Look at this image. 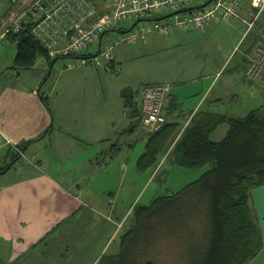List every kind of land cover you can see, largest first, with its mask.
<instances>
[{
  "label": "crops",
  "instance_id": "crops-1",
  "mask_svg": "<svg viewBox=\"0 0 264 264\" xmlns=\"http://www.w3.org/2000/svg\"><path fill=\"white\" fill-rule=\"evenodd\" d=\"M242 13L246 19L251 18L248 3L243 5ZM262 16L252 30L234 38L227 55L208 47L200 55L208 61L174 69L172 82L161 83L170 86L164 101L167 122L184 128L205 114L228 115L222 109L236 98L232 79L264 89V79L251 81L245 74L249 55L257 45H264V36L259 33L260 27L264 28ZM236 21L244 23L238 18ZM219 23L209 24L203 32L186 33L209 36L221 30ZM241 41L237 51L241 53L226 86V66ZM0 43V264H100L104 258L117 256L123 238L119 235L131 207L119 210L117 202L114 204L113 193L106 187L108 167L115 155L133 150V142L140 136L123 138L124 133L117 143L113 142L118 130L131 121L122 91L130 88L137 92L139 103L141 87L120 89L115 103L113 83L92 70L86 72L91 82H76L81 78L75 77L72 83L57 81L45 89L51 73L37 63L44 58L30 69H19L14 65L15 52H2L7 44H15L16 49L17 44L12 38ZM115 65L113 72L120 71L116 59ZM91 75L100 81L94 82ZM173 84H177L175 88ZM115 106L123 111V118L113 114ZM227 131V125L220 126L210 139L220 142ZM128 133L133 136L135 131ZM143 138L147 140V136ZM19 148L22 155L18 156ZM121 167L126 168L124 162ZM251 202L264 243V185L252 190ZM248 264H264V246Z\"/></svg>",
  "mask_w": 264,
  "mask_h": 264
},
{
  "label": "trees",
  "instance_id": "trees-1",
  "mask_svg": "<svg viewBox=\"0 0 264 264\" xmlns=\"http://www.w3.org/2000/svg\"><path fill=\"white\" fill-rule=\"evenodd\" d=\"M12 42L17 44L14 65L19 69H30L41 57L50 66L56 61L47 57L29 33L12 37ZM137 95L130 88L121 93L129 118L137 119L139 125L143 112L136 101ZM261 109L244 117L205 114L185 128L166 121L148 135L145 151L137 160L139 172L158 166V156L165 154L176 166L203 168L204 173L180 191L136 208V227L123 236L121 252L104 258L100 264H248L253 260L264 246L251 202L252 190L264 185V111ZM225 124L228 126L225 138L213 142L211 134ZM199 206L206 212L205 243L176 241L185 233L189 236L183 224V231H179L178 220L172 222L176 228L173 238L165 237L164 229L152 226V222L174 211L188 213Z\"/></svg>",
  "mask_w": 264,
  "mask_h": 264
},
{
  "label": "rangeland",
  "instance_id": "rangeland-1",
  "mask_svg": "<svg viewBox=\"0 0 264 264\" xmlns=\"http://www.w3.org/2000/svg\"><path fill=\"white\" fill-rule=\"evenodd\" d=\"M206 1L208 0H198L195 4L201 5ZM9 9V1L0 0V24H2L0 26L1 30L3 25L8 20L7 16L6 22L3 21ZM261 16L259 18L260 20L263 19V16ZM147 25L148 24H140L139 26ZM219 25L221 26V30H218L214 34H210L209 36L202 35V33H183V31L174 32L169 36H164L159 33H152L147 36V40L145 42L134 44L116 43L118 36L117 33L108 32L103 37L102 47L106 43H111L113 45L112 53L116 59V62H118L120 66V71L118 72H105L104 69L93 62L92 54H89L90 52H88L86 55L88 58V63L86 66L69 68V62L65 59L56 60L57 62H54V66L52 65L53 67H51L48 62L41 61V59H39L37 63L40 65L42 64L40 68H47L51 73L47 84H45V89L46 87L51 88L57 81L63 85L65 83H72L75 81V77L81 78V80H76V82H91V78H88L86 72L93 70L95 72L101 73L108 78V81L113 83L115 88L113 101L116 103L119 101L118 91L120 89L131 87L134 90H137L146 84L171 83L172 81L170 80V75L174 69L190 67L192 62L208 61L205 59H200L201 53L207 51L208 47L211 51H219L220 53L225 51L227 55V48L229 45L234 43V38L236 39L237 36L240 37L241 33H244L247 30V24H242V22L236 21V19H234L231 21H221ZM131 26L132 25L128 22L125 24L124 28L130 29ZM259 33L261 36H264V28L260 27ZM242 41L231 55V58L226 66L228 68L226 74L223 77V79L225 78L226 86H228V82L230 81L227 79L230 77V70L234 68V65L240 56L241 51L238 53L237 51L240 49ZM1 44L2 43H0V46H2ZM258 46L264 47V45L261 44ZM97 49V45H94L90 48V50L95 53L97 52ZM10 50H13L16 55L17 49L16 45L13 43L7 44L6 48L2 49V52L3 54H8ZM71 61L76 62V58H72ZM91 76L95 78L94 82L98 83L100 81L99 77L94 75ZM235 77H239V74H235ZM259 79L260 81H263L264 73ZM225 81H222L221 84H224ZM104 82L105 80H103V84H105ZM231 83L234 89L233 91L236 90L233 93L236 95V98L234 97L235 100L233 98V101H230V103H225V106L222 109L223 113L244 117L250 110L264 108V89L261 90L260 85L258 88L253 87L250 83L242 81V79H232ZM176 85L177 84L174 85V88ZM139 103L141 102L139 101ZM113 114L117 117L123 118V111H121V109L117 110L116 108ZM128 124L124 127H127ZM222 126H224V128L226 127V125ZM122 128L118 130V133ZM134 128L136 129L133 136L129 135L128 132H126L123 136V138H134V136H139L140 134L139 138L136 137V140L133 142L134 149L130 150L129 152L128 149H125L124 154L115 155L112 165L108 167L109 175L107 176L106 187L107 190L113 193V198L115 201L114 204L117 202L119 210L126 209V207H131L129 218L126 225L121 230L119 238L124 236L125 233L131 228L136 227V208L138 209L142 206H149L155 199L159 197L168 196L172 193L180 191L187 184L199 179L203 173V169L201 168L186 169L176 166L172 164L170 157H165V154L158 156V162L159 164L161 163L158 167L155 166L150 167L145 171H137V160L139 156L145 151L146 140L143 138V136H148L157 130L148 131L140 124L136 125ZM218 132H221V129ZM116 138L117 136L113 141L114 143ZM17 155H22V150L20 148L17 150ZM123 155L124 157L122 158ZM127 159L129 162H125ZM121 162H124L126 165L125 169L121 167ZM205 215V208H202V206H199L198 209L192 208V210H189L188 213L178 214L177 211H174L169 214L168 217H165L164 219L158 218V220L152 222V226L164 229L163 234L166 235L165 237L168 236L173 238V235L176 234V228L175 224L172 222L178 220L176 222L180 221L179 231H183V224L185 230L189 232V236L187 233H185L180 235L179 239L176 241L182 243V241L189 240L193 243H205L207 240V219ZM177 225L178 224H176V227ZM150 232L152 231L150 230L149 233Z\"/></svg>",
  "mask_w": 264,
  "mask_h": 264
},
{
  "label": "built area",
  "instance_id": "built-area-1",
  "mask_svg": "<svg viewBox=\"0 0 264 264\" xmlns=\"http://www.w3.org/2000/svg\"><path fill=\"white\" fill-rule=\"evenodd\" d=\"M8 20L0 29V40L29 33L51 60L65 59L68 67L86 65L88 52L106 72L115 71L113 45L102 40L117 33L116 43H141L152 33L169 36L175 31H204L217 21L240 19L252 29L264 14V0H8ZM248 3L250 20L242 13ZM130 23V29L125 24ZM148 24L147 26H139ZM98 46L94 54L90 48ZM89 56V55H88ZM72 58H77L72 62ZM90 58V57H89ZM44 61H46L44 59ZM264 73V47L256 46L248 57L246 77L255 81ZM167 84H146L139 91L142 118L139 124L156 131L166 123L164 100Z\"/></svg>",
  "mask_w": 264,
  "mask_h": 264
},
{
  "label": "water",
  "instance_id": "water-1",
  "mask_svg": "<svg viewBox=\"0 0 264 264\" xmlns=\"http://www.w3.org/2000/svg\"><path fill=\"white\" fill-rule=\"evenodd\" d=\"M137 124H138V120H137V119H135V120H131V121L129 122V124H128L127 127H124V128H122V129L119 131V133L117 134V138H116L115 143H117V142L119 141L120 137H121L124 133L129 132L130 130H132Z\"/></svg>",
  "mask_w": 264,
  "mask_h": 264
},
{
  "label": "bare ground",
  "instance_id": "bare-ground-1",
  "mask_svg": "<svg viewBox=\"0 0 264 264\" xmlns=\"http://www.w3.org/2000/svg\"><path fill=\"white\" fill-rule=\"evenodd\" d=\"M118 72V71H117Z\"/></svg>",
  "mask_w": 264,
  "mask_h": 264
}]
</instances>
